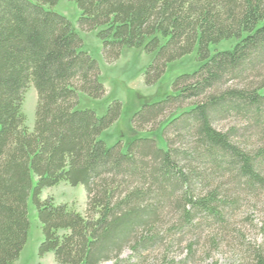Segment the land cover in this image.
<instances>
[{
	"label": "trees",
	"instance_id": "obj_1",
	"mask_svg": "<svg viewBox=\"0 0 264 264\" xmlns=\"http://www.w3.org/2000/svg\"><path fill=\"white\" fill-rule=\"evenodd\" d=\"M60 1L0 0V264L26 243L30 195L40 252H54L56 264H184L172 250L192 238L193 254L201 229L217 247L238 193H264V0H68L77 26L54 10ZM81 31H96L107 63L124 49L152 54L148 86L194 51L201 64L136 112L128 144L109 145L101 136L122 104L102 116L80 108L82 95L106 92ZM31 84L33 131L22 110ZM156 131L165 148L138 136ZM61 182L84 185L85 214L41 198ZM240 245L246 264H264L263 245Z\"/></svg>",
	"mask_w": 264,
	"mask_h": 264
},
{
	"label": "rangeland",
	"instance_id": "obj_2",
	"mask_svg": "<svg viewBox=\"0 0 264 264\" xmlns=\"http://www.w3.org/2000/svg\"><path fill=\"white\" fill-rule=\"evenodd\" d=\"M55 11L66 15L76 26L80 18L79 8L68 0H61L54 8ZM84 49L98 62L100 67V79L103 82L106 92L100 99H92L81 96L80 108H91L99 116L106 113L109 105L114 101L122 104L121 114L117 121L107 129L101 138L109 145L117 141L128 144L136 133L132 129L134 115L145 104L156 102L171 93L174 79L185 72H192L200 66V62L195 58L196 51L184 57L180 61L171 64L162 79L148 86L144 82V72L152 61L153 55L146 54L143 49H124L121 56L114 62L107 63L103 55V44L96 36V31L82 32ZM230 41H222L220 50L227 49ZM37 91L31 84L25 91L22 110L26 117L25 124L30 131L34 130L36 120ZM226 124L227 122H223ZM219 125H223L220 123ZM154 125H149L145 130H149ZM172 134L166 135L174 139ZM139 137L152 136L157 144L165 148L162 133L140 132ZM235 194V193H234ZM237 195V194H235ZM239 202L233 217L229 218V231L218 235L217 247L208 244V236L211 232L201 229V241L195 244V251L188 255L187 245L190 239L186 238L181 244V248L175 247L170 257H175L177 261L184 259V264H246L243 255V244L249 246H264V193L260 198L246 195L239 192ZM42 199H52L55 204H65L69 209L85 214L87 208V194L84 185H71L61 182L53 187L42 191ZM27 212L29 229L26 243L19 257L12 264H56L54 252L41 254V245L44 241L42 222L38 217L36 205L32 201V196L27 201ZM215 235L214 233H212ZM196 239V238H193ZM193 241V240H192ZM203 245L206 247L203 248ZM205 251H208L207 253ZM129 251L124 252V257ZM248 260V259H247Z\"/></svg>",
	"mask_w": 264,
	"mask_h": 264
}]
</instances>
